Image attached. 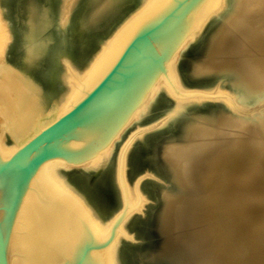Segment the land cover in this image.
<instances>
[{
  "label": "bare ground",
  "instance_id": "obj_1",
  "mask_svg": "<svg viewBox=\"0 0 264 264\" xmlns=\"http://www.w3.org/2000/svg\"><path fill=\"white\" fill-rule=\"evenodd\" d=\"M84 1L89 8L87 14L80 1L69 15L73 0H14L13 9L10 5L4 8L9 25L3 21L0 8L1 158H7L36 130L77 101L97 82L125 44L129 33L118 34L85 73L78 74L66 65L63 76L68 89L58 104L46 107L33 75L58 44L55 20L60 23L68 20L70 27H74L69 33L84 51L89 46L91 33L106 28L122 10V0ZM166 1L142 0L141 9L154 2L159 7ZM56 3H59L58 9ZM234 4L235 0H201L197 4L188 16L189 22L176 49L164 63L165 69L155 75L118 132L80 166L93 169L115 157L125 212L141 209L145 200L138 181L125 184L122 178L127 145L142 133L139 125L158 101L161 102V91L172 97V112L183 110L202 98L203 95L185 90L177 73L179 59L204 25L226 18ZM243 6L232 38L240 76L235 85L236 99L241 103L258 100L264 91V0H245ZM217 97L223 106L234 105L233 96ZM221 114L229 116L224 111ZM212 120L222 126V133L204 132L207 139L186 152L182 150L181 156L173 157L170 163L177 176L179 172L183 175L181 172L185 169L191 193L189 203L180 212L185 257L191 264H264V112L254 125L244 119L237 120V126L234 124L237 128L232 132L227 119L212 117ZM130 126L136 129L131 131ZM191 134L198 139L200 132ZM164 165L169 170L168 163ZM69 167L63 159H51L40 165L31 177L10 226L6 246L8 264H56L72 259L88 231L95 240L107 241L103 248L92 251V258L100 264H118V247L130 236L126 233L125 220L116 224L113 217L101 220L65 180L61 172ZM166 200L162 219L167 225L170 214L169 199Z\"/></svg>",
  "mask_w": 264,
  "mask_h": 264
},
{
  "label": "water",
  "instance_id": "obj_2",
  "mask_svg": "<svg viewBox=\"0 0 264 264\" xmlns=\"http://www.w3.org/2000/svg\"><path fill=\"white\" fill-rule=\"evenodd\" d=\"M80 1H83L85 12L88 4L84 3V0H76L71 6L70 14ZM200 1L167 0L162 6L158 7L154 2L148 8L146 6L141 9L142 0H122V10L113 17L106 28H99V32L91 33L89 46L84 51L81 49V43L69 33L74 27H70L68 20L64 23L55 20L58 44L46 56L45 64L33 75L42 90L46 107L58 104L68 89L63 76L66 65L78 74L85 73L94 58L98 57L118 34L121 36L123 33H129V36L113 62L91 88L68 109L24 140L7 158L0 157V211H3L0 216V264H8L6 246L10 226L31 177L40 165L55 158L63 159L71 165L69 169L62 170V175L85 198L101 220L113 217V224L125 220L126 231L132 234L125 237L118 247V264L173 262L169 255H164L156 249L161 232L151 209H147L142 218L137 215L142 209L129 212L122 209L123 195L117 181L115 157L112 156L106 164L93 169L85 170L80 166L118 132L155 75L165 69L164 63L176 49L189 22V14ZM4 2L5 6L10 5L12 9L15 6L14 0ZM55 5L58 9L59 3ZM5 15L7 13L3 10V16ZM216 22L217 19H214L203 28L209 26L206 31L208 33ZM201 32L189 43V54L203 52L207 38L206 34L201 36ZM49 65L53 67V81L47 85ZM178 75L182 84L188 86L199 87L209 80V74L195 73L192 68ZM188 90L204 92L199 101L189 103L193 108L215 104L211 102L217 97L214 92ZM159 99L161 103L172 106V97L166 91H161ZM187 107L173 112L171 107L159 122L158 128H154L156 125L144 128L142 133L127 145L122 164L123 181L125 184L132 179L134 182L138 181L140 190L153 199V207L159 205V193L148 190L149 184L164 185L169 182L160 156L167 137L164 130L168 128L171 133L176 134L182 132ZM165 111L166 108L159 114ZM152 118H146V121ZM79 180L85 181V186L81 185ZM106 243L107 241L95 240L88 231L86 238L76 248L74 258L61 260L56 264H100L99 260L92 258L91 253L103 248Z\"/></svg>",
  "mask_w": 264,
  "mask_h": 264
},
{
  "label": "rangeland",
  "instance_id": "obj_3",
  "mask_svg": "<svg viewBox=\"0 0 264 264\" xmlns=\"http://www.w3.org/2000/svg\"><path fill=\"white\" fill-rule=\"evenodd\" d=\"M4 1L5 0H0L2 18H4L3 21L7 22V24L9 25L10 24L9 18H7V16H3V10L5 8ZM73 1L75 2L76 0ZM244 2L245 0H235L234 7L232 8L228 16L223 20L220 19L217 20L216 25L210 32L208 33L206 32L208 31L209 26L203 28L201 32V36L206 34V38H207L203 52L199 54H192V53L189 54L190 52L188 51L190 49V46H188L185 49L184 54L180 57L177 67L178 73L180 74L186 73L191 68L195 73L209 74V80L205 83H202L199 87L183 85L185 88L193 89V90L196 89V90L210 91L211 93L214 92L215 96L221 94L223 96L227 95L228 97L233 96L235 99L234 105L233 104L230 105L232 108L223 106L222 100L217 99L219 97H216L215 100H211V102L215 103L212 106L210 104V106L204 105L201 106L200 108H193L192 105H189L187 109H185V113H184L185 120L183 123V127H184L183 131L176 134V133H171L170 129L168 130V128L164 130V134L167 137L161 149V159H162V163L165 162L168 163L169 170L166 169L165 173L168 174V179L170 183L167 182L164 185L152 183L149 184L148 186V190L154 192L157 191L161 196V199L159 198V205L153 207L152 206V204L154 203L153 199H151L150 196L147 197L146 196L147 193L145 191L143 190L141 191L142 196L144 195L145 197V200L141 208L142 211L137 212V215H139L140 218H142L144 213L147 211V209L148 210L151 209V212L154 213L157 221V225L161 232V234L159 233L160 240L158 241L156 249L159 250V252H161L164 255H169V257L173 259V262L171 263L170 261V264H191L188 257H185L184 254L186 249H185V243L182 233L183 227L180 220V212L182 208H184L183 207L184 204L189 203L191 199V193L189 190L187 177L185 176V169L182 168V170L183 169L184 170L183 171L181 170L182 171L181 173H183V175L182 174L180 175V172H179V176L175 174L176 170L173 169V165L170 164L171 161L173 162L174 160L173 157L179 158L181 156L180 154H182V150L186 152V150L188 151V149H192V147L198 142L207 139L208 136L204 132L216 131L217 133H219L222 131V126L217 125L216 122H212V121H216V120H212V117L217 118V120L227 119V121H229L230 131L232 132L234 131V129L237 128L236 127L237 126L236 123L238 124L237 120L244 119L246 122L249 121L248 123L250 125H254L258 120V118L259 119L261 118L264 112L263 111L264 106L258 104V103H262L264 105V91L262 96H260V98L256 101L249 100L246 101L245 103L244 102L241 103L236 99V95L238 94H237V86L235 85L237 84L238 77L240 76L238 70V59L236 52L234 50L235 41L232 38L234 35L233 30L234 28H236V26H238V21L243 13ZM84 3H86V1H84ZM87 12H89L88 7H86L84 13L87 14ZM68 14L70 15V11L68 12ZM71 14L73 13L71 12ZM64 43L65 45H67L66 40L64 41ZM49 66L50 67L47 69L48 77L46 78L47 85H50V83H52L53 81V79H51L52 78L51 76L53 75V67L51 65ZM198 95L204 96V92L202 94L199 92ZM260 100L261 101L263 100V102H261ZM203 101H207V100H203ZM208 101L210 102V100ZM165 104L161 102L156 104L146 117V118H151V117L153 118L150 121H146L145 118L144 121L140 123L139 128L141 127L140 129L142 128L144 129L146 127L153 125H156V127L154 128H158L160 126L159 122L166 116L168 110H170L171 107H173V105L167 106ZM238 104L241 105L239 106ZM235 105L241 107L242 109L238 108ZM165 108L167 111L159 114V112ZM237 110L239 113L238 112L236 113ZM221 111L227 112V114L229 113V116L226 115L227 117L225 116L223 117ZM234 124L236 125L235 126L236 128L234 127ZM128 129L133 131L136 128L130 126ZM172 130H174L173 127L171 128V131ZM192 132L193 133L200 132L198 139L195 138L196 135L194 137V134L193 135L191 134ZM194 138L196 142H193ZM133 182L134 179L129 180V183H133ZM162 194H165L164 198ZM166 198L169 199L167 209L169 207V214H170L169 215L170 222H168L167 225L163 222L162 219L163 212L165 211L166 202L168 201L166 200ZM159 210H160V215H159ZM127 233L128 235L132 234V232L130 231H128Z\"/></svg>",
  "mask_w": 264,
  "mask_h": 264
}]
</instances>
